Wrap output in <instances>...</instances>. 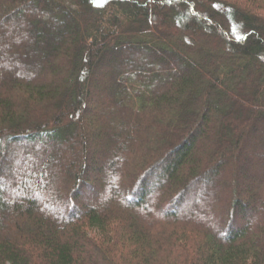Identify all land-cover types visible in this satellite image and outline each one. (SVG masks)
I'll use <instances>...</instances> for the list:
<instances>
[{"label":"trees","instance_id":"1","mask_svg":"<svg viewBox=\"0 0 264 264\" xmlns=\"http://www.w3.org/2000/svg\"><path fill=\"white\" fill-rule=\"evenodd\" d=\"M0 31V264H264V216L249 215L264 168L254 205L225 166L250 137L264 145V14L239 0H0ZM14 61L35 69L10 74ZM102 99L123 108L95 119L116 148L98 166L83 112ZM90 163L111 182L93 205ZM187 200L200 203L188 216Z\"/></svg>","mask_w":264,"mask_h":264},{"label":"rangeland","instance_id":"2","mask_svg":"<svg viewBox=\"0 0 264 264\" xmlns=\"http://www.w3.org/2000/svg\"><path fill=\"white\" fill-rule=\"evenodd\" d=\"M227 1H231V2H236V0H227ZM239 1H242L243 3V6L244 8H248V9H252V10H256V12H259L260 14H264V0H239ZM5 28H12L11 26H8V27H5ZM2 29V28H1ZM1 32V31H0ZM204 33H206L204 31ZM19 54V53H18ZM104 64H101L99 65V74L97 75L98 79H100V81H104V71L105 70H108V67L109 66H106V67H103L106 63H105V60H103ZM14 66H10L9 68V72L10 74L12 73H17L20 69H24L26 72H28V70H34L35 69V65L34 64H31V63H27V65H24V67L22 65H17V61H14ZM91 89L95 92L97 89L96 88H93V85L91 86ZM97 96L98 93L100 91H102V87H100L98 90H97ZM93 98H95L94 96L95 95H92ZM98 98V97H97ZM103 102H101V104H95V105H92L91 103L88 105V108L86 110H84V120H85V129L86 131L88 132L87 134L89 135V137L93 136L92 138H95L96 140L94 141L96 144V146H93L92 144H90V158H92L93 155H95V159H96V164L98 166H101L102 164H107L110 159H112V157L115 155V151H116V148L114 147L115 144L111 143L109 141V143H106L107 142V138L106 136H99L97 137V134L99 132L101 133H107L108 129L110 128H113L114 127V124L111 122V123H106L105 125L103 124L102 126L99 125L97 123V121L95 120L97 118V116L102 115V114H106L108 115L109 113L111 114V116H113L116 120H120V117H118L117 115H119V113L121 114L122 113V105L121 103H119V105H115V106H112L109 102V100H107L105 102V99H102ZM100 117V116H99ZM107 117V116H106ZM108 119V117H107ZM96 122L95 124L93 122ZM106 138V140H105ZM104 139V140H102ZM251 141H254V139L252 140L251 137L249 139V142H247V149L244 151V157L243 159H241V164L240 165H236V163L234 162L235 160H232L231 158H229L226 162H225V166L228 167V170H229V173L232 171V168L233 166L235 167V173H236V181L239 182L238 184H240V188H239V196L240 198H242V200L246 201L249 200V202L251 204H254L253 201H251L249 199V196H248V193L246 194V192L248 191L247 189L250 190L251 186H252V181L255 180L254 177L257 176L259 174V171H261L263 168H264V145L262 146H258V147H254L252 144H251ZM262 141V140H260ZM93 141H91L92 143ZM102 142V143H101ZM38 140H20V141H17L16 144L18 147L20 148H25V149H31V148H36L37 145H38ZM104 146H103V145ZM256 145V144H255ZM71 147V151H68L67 153V156L66 155H55V156H51V160L53 162V164H61V168L64 169V167L62 166L66 161H68L67 159L70 157V154L73 153V152H76L77 153V147H74L73 146H70ZM106 152L104 153L103 151ZM93 154V155H92ZM104 156H103V155ZM69 155V156H68ZM93 159V158H92ZM99 161V162H98ZM258 162V163H256ZM235 163V165H234ZM242 165V169H238L239 166ZM17 166V168L20 170L21 167H19L18 165H15ZM240 168V167H239ZM231 170V171H230ZM123 171H124V167L121 166V164L118 166V169H117V174L113 180L112 183L116 184L119 186V183H120V180H122V177H123ZM233 172V171H232ZM231 172V173H232ZM106 174H104V172L102 174H99L97 172V170L95 169V166H93V164H88V169H87V172H86V175H85V179H87L90 184L89 186H85L84 188H81V196L82 198H86L87 196L90 197V201H89V204L90 205H93L95 204L98 199L100 198L102 200V197L106 196L107 192H108V185L109 184V180L107 179V176L110 174V171L108 172L107 170L105 171ZM156 173H160V171L156 172ZM6 179V178H5ZM4 179V180H5ZM8 179V178H7ZM7 179H6V182H7ZM149 180L147 182V186L152 188L153 185L157 182L156 181V177L154 176H150L149 177ZM147 181V180H146ZM212 183H210L209 185H206L204 184V187L207 188L208 191H210V193H212V195H214L215 197L217 196L216 194L213 193L214 190H216V188L218 187V185L220 184V180L218 181L217 179H214L213 181H211ZM167 183V179H164L163 182H162V185L166 184ZM8 184V183H7ZM58 184V182H57ZM226 183H222L221 185H225ZM60 185V184H58ZM10 186L12 187H15L17 186L16 183H11ZM160 188V187H159ZM159 188L158 190H155L151 196H150V199L148 200V204L150 207V211L152 210V204H151V201H154V200H157L160 198V194H159ZM247 188V189H246ZM214 189V190H212ZM258 190V189H257ZM256 190V191H257ZM200 191V190H199ZM260 193L258 194V201H260L261 203H263L264 205V183L261 185V187L259 188L258 190ZM250 192V191H249ZM94 193V194H93ZM97 193V194H96ZM100 193V196L98 195ZM31 194V193H30ZM97 196H96V195ZM31 195H34L33 193ZM43 205H48L49 202H48V198L47 199H41ZM188 201V200H187ZM186 201V203L184 204V206H182V212L181 214L182 215H189V211H193V209H197L199 207V204L200 203H196L195 201H191L189 200L188 202ZM84 202V200H83ZM206 204V203H205ZM74 205L77 207H80L81 206V202H77L74 203ZM204 203L202 204V207H203ZM256 205V203L254 204ZM209 207L211 209V204L207 203L205 207ZM259 210L256 212V213H249V215L251 216V219L253 220H256L258 221L259 218H261L262 216H264V208H262V205L259 206ZM215 213V210L212 209ZM202 212V210H200ZM152 217H157L159 215H162V211L161 212H158L156 213L155 211L152 210ZM204 214V212H202ZM199 215H200V212H199ZM53 216L55 217V212L53 214ZM198 215L196 214V217ZM160 217V216H159ZM201 217V216H200ZM203 220V219H201ZM237 223L236 224H239L242 222L239 221V217L236 219ZM204 223H210L209 220L206 221V220H203ZM221 224V223H220ZM235 226V225H234ZM214 227V226H213ZM217 230V229H216Z\"/></svg>","mask_w":264,"mask_h":264},{"label":"snow or ice","instance_id":"3","mask_svg":"<svg viewBox=\"0 0 264 264\" xmlns=\"http://www.w3.org/2000/svg\"><path fill=\"white\" fill-rule=\"evenodd\" d=\"M95 3H97V5L99 6L101 3V0H94Z\"/></svg>","mask_w":264,"mask_h":264}]
</instances>
